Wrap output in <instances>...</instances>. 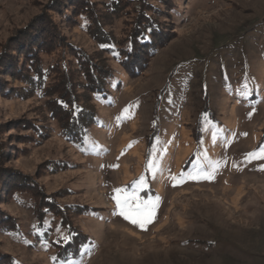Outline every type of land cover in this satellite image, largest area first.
Wrapping results in <instances>:
<instances>
[{
	"label": "rangeland",
	"instance_id": "obj_1",
	"mask_svg": "<svg viewBox=\"0 0 264 264\" xmlns=\"http://www.w3.org/2000/svg\"><path fill=\"white\" fill-rule=\"evenodd\" d=\"M262 146L264 0H0V264H264Z\"/></svg>",
	"mask_w": 264,
	"mask_h": 264
},
{
	"label": "snow or ice",
	"instance_id": "obj_2",
	"mask_svg": "<svg viewBox=\"0 0 264 264\" xmlns=\"http://www.w3.org/2000/svg\"><path fill=\"white\" fill-rule=\"evenodd\" d=\"M246 159L249 161L251 159H264V146H262L258 152L249 153ZM218 163L219 162L213 167V171H215V167L218 166ZM173 179L175 180V178ZM140 185L143 186V178H141ZM116 191L121 192L123 190L117 189ZM114 199H116L117 207L120 209L119 215L125 220H128L134 225H138L141 229H144L147 224L152 222L155 204L151 201L138 202L133 206V202L130 199H124L123 201L115 197ZM156 199L158 200L159 198L157 197Z\"/></svg>",
	"mask_w": 264,
	"mask_h": 264
},
{
	"label": "trees",
	"instance_id": "obj_3",
	"mask_svg": "<svg viewBox=\"0 0 264 264\" xmlns=\"http://www.w3.org/2000/svg\"><path fill=\"white\" fill-rule=\"evenodd\" d=\"M89 13H87V14H85V16L88 18V19H90V20H93V17H94V15H93V11L91 10V9H88L87 10ZM56 13H58V12H56ZM96 24V23H95ZM146 23H142V27L144 28V30H143V32L142 33H140V35H139V37H141L142 38V40H144V41H148V39H147V34H148V32H147V28H146ZM132 42V41H131ZM108 48L110 47V46H107ZM87 64L85 65L84 64V68L85 69H87ZM90 69L91 68H89L88 70H85V71H87L86 72V75L90 72ZM92 70V69H91ZM90 76V75H89ZM60 77H62V78H66L67 76H66V73L64 74V75H62V76H60ZM69 77H67V79H68Z\"/></svg>",
	"mask_w": 264,
	"mask_h": 264
}]
</instances>
